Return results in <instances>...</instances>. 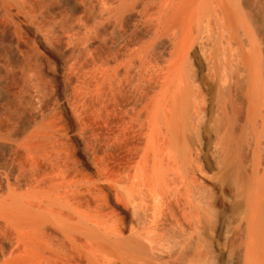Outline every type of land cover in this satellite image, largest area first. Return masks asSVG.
<instances>
[{
	"label": "bare ground",
	"instance_id": "1",
	"mask_svg": "<svg viewBox=\"0 0 264 264\" xmlns=\"http://www.w3.org/2000/svg\"><path fill=\"white\" fill-rule=\"evenodd\" d=\"M0 264H264V0H0Z\"/></svg>",
	"mask_w": 264,
	"mask_h": 264
},
{
	"label": "rangeland",
	"instance_id": "2",
	"mask_svg": "<svg viewBox=\"0 0 264 264\" xmlns=\"http://www.w3.org/2000/svg\"><path fill=\"white\" fill-rule=\"evenodd\" d=\"M83 112L80 109L79 114L81 116L79 120L81 125L79 132L85 141L84 148L87 149L92 160L102 170L104 168L109 171L128 168L137 157L138 153L135 145L139 140V135L137 129L127 122V114L122 110L120 104L109 101L104 103L101 110L90 107V109L87 108ZM56 135L53 133L52 144L56 140ZM64 141L63 136L57 135V141L54 142V145L59 144L56 145L58 147L55 151H52V154H58L57 156L60 157H71L73 155V148L68 143L66 145ZM65 166L68 168L64 169V167L62 174L66 173L67 176L64 175V177H68L70 169L69 166ZM63 171L65 172L63 173Z\"/></svg>",
	"mask_w": 264,
	"mask_h": 264
}]
</instances>
